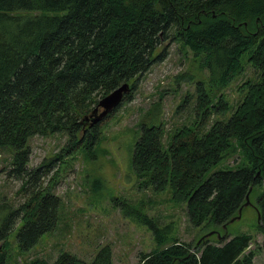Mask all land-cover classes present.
<instances>
[{"label":"trees","instance_id":"obj_1","mask_svg":"<svg viewBox=\"0 0 264 264\" xmlns=\"http://www.w3.org/2000/svg\"><path fill=\"white\" fill-rule=\"evenodd\" d=\"M169 38L189 46L201 68L209 70V89L203 86L200 92L202 123L228 108L221 97L207 109L213 102L210 92L222 93L247 64L259 76L242 85L247 92L231 118L207 132H200L202 123L183 127L166 146L162 126L143 123L133 157L138 177L146 176L156 190L169 187L179 193L194 226L214 222L222 227L237 216L247 194L264 186V0H0V148L13 150L9 174L26 183L27 178L38 181L71 152H94L100 124L87 129L81 117L123 82L136 89L140 76L167 56V46L158 49ZM60 132L68 133L69 143L36 173L29 171V139ZM237 152L235 169L213 171ZM37 190L20 209L22 250L34 246L58 219L59 197ZM258 204L264 235V191ZM16 215L9 211L1 221L3 242ZM141 218L150 222L158 247L142 254L140 264L254 262L253 252L244 255L253 240L249 234L226 240L227 233L218 243L205 236L181 243L147 215ZM2 249L0 264H5ZM28 264L114 261L106 245L92 262L62 252L54 262L36 258Z\"/></svg>","mask_w":264,"mask_h":264},{"label":"rangeland","instance_id":"obj_2","mask_svg":"<svg viewBox=\"0 0 264 264\" xmlns=\"http://www.w3.org/2000/svg\"><path fill=\"white\" fill-rule=\"evenodd\" d=\"M165 46L167 56L141 75L136 89L130 92L131 97L125 98L117 110L99 123L101 140L94 152L87 154L83 148L75 150L63 160L54 162L53 168L38 181L27 178L29 182L26 183L9 174L13 167L12 148H0V229L9 211L17 213L7 242L0 239L6 255L5 264H28L36 258L54 262L62 252L92 262L106 245L112 248L114 264H140L142 254L158 247L155 231L142 215H147L162 228L164 235L181 243H195L212 231L224 235L226 231L214 222L194 226L188 216L187 201L169 187L156 190L146 181V176L138 177L133 162L143 123L161 125L166 146L176 130L195 129L202 123L204 101L200 92L203 86L209 89V70L201 68L199 58L180 40H165L158 52ZM253 69L247 64L245 72L234 78L222 93L210 92L213 102L207 109L217 106L221 97L228 108L225 112H213L211 118L201 124L200 132H207L217 121L231 118L246 95L247 89L241 88L242 85L258 79L259 74ZM130 84L132 86V82ZM95 107L93 105L81 121ZM69 140L66 132L32 136L29 139V171L34 173ZM239 158L238 152L232 154L213 171L235 169ZM37 189L42 194L59 197L58 219L54 228L44 233L34 246L22 250L17 239L23 226L20 218L24 210L20 209L30 202ZM263 191L264 186L254 189L251 204L227 229L226 240L238 234L252 237L244 255L253 252V264H264V235L258 227V198ZM210 238L211 242L218 243L216 234Z\"/></svg>","mask_w":264,"mask_h":264},{"label":"water","instance_id":"obj_3","mask_svg":"<svg viewBox=\"0 0 264 264\" xmlns=\"http://www.w3.org/2000/svg\"><path fill=\"white\" fill-rule=\"evenodd\" d=\"M131 91H132V86L129 81H126L123 82L114 90H112L110 93L100 98L96 107L89 114L84 116L82 120L83 126L86 127L88 125L89 127H92L102 122L110 113L115 111L121 105L124 98ZM246 199L247 200L245 204L239 209L238 215L230 219L227 223L223 224L222 228L224 231H226L224 235L228 233L227 232L228 226L235 220L240 219L243 213V209L251 204L250 192L247 194ZM214 234H216L218 238L224 236L220 231H212L206 234L205 237H211ZM1 248L2 246L0 245V249ZM0 260H1V254H0Z\"/></svg>","mask_w":264,"mask_h":264},{"label":"flooded vegetation","instance_id":"obj_4","mask_svg":"<svg viewBox=\"0 0 264 264\" xmlns=\"http://www.w3.org/2000/svg\"><path fill=\"white\" fill-rule=\"evenodd\" d=\"M87 127H89V126H87Z\"/></svg>","mask_w":264,"mask_h":264}]
</instances>
